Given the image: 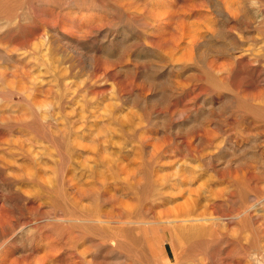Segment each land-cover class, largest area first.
Instances as JSON below:
<instances>
[{
	"label": "rangeland",
	"instance_id": "1",
	"mask_svg": "<svg viewBox=\"0 0 264 264\" xmlns=\"http://www.w3.org/2000/svg\"><path fill=\"white\" fill-rule=\"evenodd\" d=\"M0 264H264V0H0Z\"/></svg>",
	"mask_w": 264,
	"mask_h": 264
},
{
	"label": "bare ground",
	"instance_id": "2",
	"mask_svg": "<svg viewBox=\"0 0 264 264\" xmlns=\"http://www.w3.org/2000/svg\"><path fill=\"white\" fill-rule=\"evenodd\" d=\"M228 9V8H227ZM232 9V8H231ZM153 12V11H152ZM170 12V11H169ZM156 15H157V13H156ZM174 17V16H173ZM174 19V18H173ZM185 31V30H184ZM192 31V30H191ZM69 34V33H68ZM200 33L199 32H197V35H199ZM179 35V34H178ZM201 36V35H200ZM187 37V36H186ZM193 38V37H192ZM197 38V37H196ZM175 40V39H174ZM193 40H194V38H193ZM196 40V39H195ZM192 41V40H191ZM256 204V203H255ZM247 209H250V208H247ZM244 210V209H243ZM241 213H242V211H240ZM239 212V213H240ZM189 218V220H190V217H188ZM77 219V217L76 218H74V217H68L67 218V220H76ZM175 218H173V220H174ZM197 219V218H196ZM200 219H202V218H200ZM80 221L81 220H84V219H79ZM177 220V219H176ZM181 220V218L179 219V221ZM185 220H187V219H182L181 221H185ZM192 220V219H191ZM101 221H103V220H101ZM175 221V220H174ZM138 223H145V221H139ZM2 260V259H1Z\"/></svg>",
	"mask_w": 264,
	"mask_h": 264
}]
</instances>
